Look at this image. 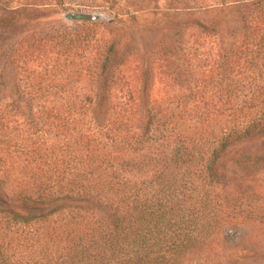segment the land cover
Returning <instances> with one entry per match:
<instances>
[{"label": "trees", "instance_id": "obj_1", "mask_svg": "<svg viewBox=\"0 0 264 264\" xmlns=\"http://www.w3.org/2000/svg\"><path fill=\"white\" fill-rule=\"evenodd\" d=\"M235 10L230 24L196 22L214 40L213 54L197 58L186 44L171 60L178 74L184 63L199 76L180 100H157L147 80L138 100H56L46 110L49 100H28L44 115L43 124L52 118L62 138L51 147L33 142L25 151L22 162L35 169L15 198L27 213L39 212L41 228H68L71 264H167L226 224L264 222V0L243 1ZM80 14L67 18H87ZM68 37L64 31L52 36L62 55L90 43ZM85 58L96 95L101 89L111 95L124 59L112 43ZM63 61L54 76L57 95L68 93L70 75L80 73L70 72L79 63ZM3 91L0 86V96ZM22 101L8 105L18 111ZM9 123L0 114V152L7 155L17 138V125ZM248 144L253 149L246 151ZM30 181L36 187L29 188ZM53 244L43 245L46 262L63 251Z\"/></svg>", "mask_w": 264, "mask_h": 264}, {"label": "rangeland", "instance_id": "obj_2", "mask_svg": "<svg viewBox=\"0 0 264 264\" xmlns=\"http://www.w3.org/2000/svg\"><path fill=\"white\" fill-rule=\"evenodd\" d=\"M243 1L247 0H0V86L4 88L0 114L5 113L10 119L9 126L17 125L13 130L16 146L9 148L15 152H0V209L5 210L0 211V264H71L66 256V248L72 244L70 237L65 239L68 228L64 232L59 227L53 231L41 228L39 212L29 209L27 213L15 198L17 192L26 188L30 170L35 169L22 162L27 160L25 151L33 142L44 140L43 146L51 147L62 138L55 136L52 118L43 124L39 118L44 115L28 100H49L44 103L45 110L56 105V100H138L143 80L150 84L157 100H180V93L187 92L199 76L185 68L184 63L181 68L176 67L180 69L178 74L173 71L171 60L184 53L186 44L197 58L213 54L214 40L196 22L224 19L230 24L237 20L235 9ZM70 13L93 14L94 18L69 19ZM63 31L90 43L77 44L62 55L52 36ZM109 43L124 61L115 71L112 94L101 89L97 96L91 70L84 60L87 57L90 61L102 53ZM66 58L79 63L70 72L79 68L80 73L70 75L68 93L57 95L54 76ZM38 87H47L43 95L34 92ZM9 100H23L18 111L8 105ZM252 149L253 144L245 146L246 151ZM29 184V188L36 187L31 181ZM7 186L14 189L7 191ZM260 200L264 208V196ZM27 215L32 218L26 223L23 216ZM55 221L54 226L58 224ZM204 241L199 248L192 246L184 254H174L167 264H264V222L226 224L216 233L210 232ZM53 242V248L63 251L46 262L43 245L49 247ZM167 258L165 254L164 259Z\"/></svg>", "mask_w": 264, "mask_h": 264}, {"label": "water", "instance_id": "obj_3", "mask_svg": "<svg viewBox=\"0 0 264 264\" xmlns=\"http://www.w3.org/2000/svg\"><path fill=\"white\" fill-rule=\"evenodd\" d=\"M81 15V17H90V14H80ZM68 16H70V14H68Z\"/></svg>", "mask_w": 264, "mask_h": 264}]
</instances>
